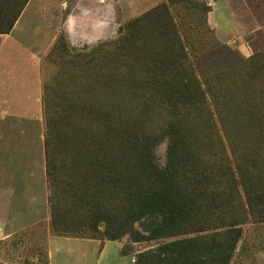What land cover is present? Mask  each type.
I'll return each instance as SVG.
<instances>
[{
  "label": "rangeland",
  "instance_id": "1",
  "mask_svg": "<svg viewBox=\"0 0 264 264\" xmlns=\"http://www.w3.org/2000/svg\"><path fill=\"white\" fill-rule=\"evenodd\" d=\"M23 2L0 0V21ZM124 9L117 12L115 28L106 29V37L76 43L62 31L58 12L52 13L46 36L50 49L37 61L42 122L0 123V136L11 130L27 136L40 133L46 157L47 106L49 116L66 120L69 128L73 123L82 136L83 129L87 135L90 127L100 128L107 121L119 135L147 136L161 168L167 166L173 139L180 138L188 142L195 164L203 160L208 166L241 167L248 177L256 161L264 177V0H147L146 7L137 3ZM46 185L49 218L8 237L0 233V264H51L48 248L53 242L65 249L118 246L113 262L93 257V264H135L139 253L162 243L134 242L128 235L110 241L96 233L94 238L90 230L78 235L84 214L73 209V214H61L69 229L55 232L47 172ZM216 187L224 194V206L234 211L226 215L239 222L240 239L228 264H264V196L255 197L264 189V179L255 184L244 178L233 187L225 182ZM10 207L9 194L0 188L3 220ZM141 224L136 229L147 235L148 227ZM97 229L104 233L105 224ZM71 253L55 252L56 260L70 259Z\"/></svg>",
  "mask_w": 264,
  "mask_h": 264
},
{
  "label": "trees",
  "instance_id": "2",
  "mask_svg": "<svg viewBox=\"0 0 264 264\" xmlns=\"http://www.w3.org/2000/svg\"><path fill=\"white\" fill-rule=\"evenodd\" d=\"M26 1L0 21V33L10 31ZM45 113L46 172L55 232L69 229L63 215L80 211L84 215L78 235L90 230L94 238L96 233L110 241L124 235L134 242L162 241L139 253L135 264L229 263L240 239L239 222L233 209L224 206V194L215 189L224 182L233 187L244 178L261 183L264 177L254 159H249L254 162L248 177L241 167L208 166L203 160L195 164L188 142L174 138L167 166L161 168L147 136L119 135L108 121L100 128L90 127L87 135L82 128V136L75 133L73 123L69 128L66 120L49 116L47 106ZM261 196L264 189L255 193ZM101 223L104 233L97 229ZM137 223L148 227L147 235L136 229ZM191 232L198 235L186 237Z\"/></svg>",
  "mask_w": 264,
  "mask_h": 264
},
{
  "label": "crops",
  "instance_id": "3",
  "mask_svg": "<svg viewBox=\"0 0 264 264\" xmlns=\"http://www.w3.org/2000/svg\"><path fill=\"white\" fill-rule=\"evenodd\" d=\"M137 3L146 7L147 0H27L10 31L0 33V123L42 122L43 83L37 61L50 49L51 40L46 36L51 33L54 11L71 42H92L106 37V29L115 28L117 12L124 11L126 4ZM1 135L0 188L9 194L11 207L4 220L0 214V233L8 237L49 218L46 157L40 133L27 136L11 130ZM18 202L23 205L17 207ZM48 249L51 264H93V257L109 263L118 254V246L110 244L99 251L94 245L65 249L53 242ZM65 250L72 251L70 259L56 260L55 252ZM123 261L131 264L130 260Z\"/></svg>",
  "mask_w": 264,
  "mask_h": 264
}]
</instances>
